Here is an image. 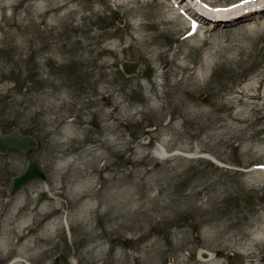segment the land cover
Masks as SVG:
<instances>
[{
	"label": "rangeland",
	"instance_id": "rangeland-1",
	"mask_svg": "<svg viewBox=\"0 0 264 264\" xmlns=\"http://www.w3.org/2000/svg\"><path fill=\"white\" fill-rule=\"evenodd\" d=\"M187 27L170 0H0V135L38 141L0 156V264H264V23ZM31 158L47 180L9 194Z\"/></svg>",
	"mask_w": 264,
	"mask_h": 264
},
{
	"label": "water",
	"instance_id": "water-1",
	"mask_svg": "<svg viewBox=\"0 0 264 264\" xmlns=\"http://www.w3.org/2000/svg\"><path fill=\"white\" fill-rule=\"evenodd\" d=\"M124 69L126 73L131 74L136 71V66L133 64H125ZM37 147V141L29 135H22L18 130L10 134L0 136V152L6 153L9 149H17L22 152H29ZM47 179L46 173L38 160L30 159L25 171L12 179L9 189L10 193H15L28 183Z\"/></svg>",
	"mask_w": 264,
	"mask_h": 264
},
{
	"label": "bare ground",
	"instance_id": "bare-ground-1",
	"mask_svg": "<svg viewBox=\"0 0 264 264\" xmlns=\"http://www.w3.org/2000/svg\"><path fill=\"white\" fill-rule=\"evenodd\" d=\"M183 2V0H182ZM193 7L192 6H188L187 9H186V12H190V14H193ZM195 12L198 14V15H201L203 16L204 14H200L199 12H197V10H195ZM261 12H264L262 10H255L254 12L252 13H246L244 15H240L241 13L240 12H235V13H230V14H227V13H218V14H214V15H209L207 16V20L209 22L212 23V26L215 27V26H221L222 24H225L226 23H231L232 21L235 22V21H239L240 19H245V17L247 16H251L253 14H257V13H261ZM237 14H239L237 16ZM232 16V17H231ZM246 22H244L245 24H252V22H255V20H250V19H247L245 20ZM224 25V26H225ZM240 25V24H238ZM221 29V28H220Z\"/></svg>",
	"mask_w": 264,
	"mask_h": 264
}]
</instances>
